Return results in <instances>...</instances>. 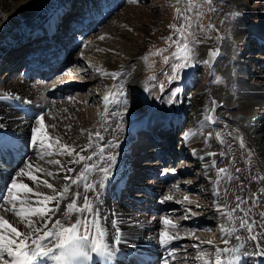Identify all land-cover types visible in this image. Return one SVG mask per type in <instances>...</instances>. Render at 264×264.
Instances as JSON below:
<instances>
[{"label": "rangeland", "instance_id": "1", "mask_svg": "<svg viewBox=\"0 0 264 264\" xmlns=\"http://www.w3.org/2000/svg\"><path fill=\"white\" fill-rule=\"evenodd\" d=\"M23 1L27 5L28 2L37 3L41 0ZM76 1L83 3L80 5L81 7H76L85 10L83 13L78 9L75 10V8H71ZM236 1L237 3H242L241 8L235 9L236 7L231 5L232 3L229 0H212L211 4H209L207 0H57V5L51 4V2L46 3L48 4L47 7L50 9L53 8L54 11H61V14L57 17L56 26H53L54 28L59 27L56 30L57 34L55 35L58 37L56 39H58L61 44L71 47L66 50V58L57 65L55 72H52L50 67L45 65L46 58L41 60V62H45L43 65H41L40 62L35 63L33 60L32 63L40 64L39 66L41 68L46 69L43 76L30 73L26 76L27 78H25L21 73L25 68H18V66L23 65L22 61L24 58L21 60L22 54L19 53L22 50L32 48L31 50L34 49L37 51L35 53L37 57H44L47 55L45 54V52L48 51L46 48H44L46 50L44 52L39 49L36 50V46H33L38 45L40 40L47 37L48 33L46 31L41 32L37 36V39H33V41L29 40L32 35L29 37L25 33H17L11 40L8 39V42L16 39L14 43L16 44L15 46L3 49L4 45L8 43L7 42L5 44L3 43L4 45L0 47V77L2 78L6 76L7 82H12L16 77L22 75V78L24 79L38 80L39 83L46 85V83L57 82V79L59 80L61 74H67L66 76L69 78L73 77L71 83H65L64 87H67L62 91L57 89V91L47 93L49 99L52 101V103H50L52 105L58 104L60 111L58 110L56 113L53 112L50 114V112L41 109V113L39 114H43L44 117H47L49 124L55 125L54 129L50 128L49 132H52L50 133V135L52 134L51 137L53 139L55 137H61V143H67L70 145V143H73L74 141H83L84 138L89 140V133L97 131L103 137V140H95L93 137L94 146L104 145L103 143L106 144L108 142L118 143V147L107 148L105 155H108L109 153L114 154L119 150V152L126 151L125 153L128 154L127 157L130 156L131 158L129 157L127 160V166L130 172L127 175L129 181L126 180L127 182L121 187V195L114 199L117 203L116 206L122 205L126 208H133L136 211L139 209V206L142 207L143 205H150L151 203L154 205L158 202L162 203L161 201L164 200V196L167 193L172 194L173 205L167 203V206L164 207L163 204H156L158 205V211L152 212L146 216L145 219L148 222L152 220L151 216L154 214L156 215L157 213V221L156 219L153 220L154 223L157 222V232L159 233L160 231L169 228L173 229L174 232L172 235H177L180 241L175 242V240H173L171 242L173 244L172 247L178 251L176 253H183L185 256L189 257L191 264H203L202 260L197 259L201 252L204 253V260H212L211 262L214 263L213 256H211L215 249L214 241L216 238L220 237V235H223V231L220 230H226L224 227L225 225L223 222L219 224L217 220L218 216H216L214 211H211V214H209L208 217H198L195 212H199V209H195L189 205V203H196V200L194 201L190 198L187 200L184 198L179 199L180 203H182V207L174 201L178 200V196L182 198L184 195H190L195 199L205 197V200L202 199L203 203L205 202L206 204H199V206H201V208L207 207V209H211L213 199L208 193V190L212 187L213 191L214 188H218L220 184L221 188H226L227 190L225 194V196L227 195L228 197V200L226 201L227 205L225 208L223 199H220L219 202L214 205H217L221 210H224L225 213L229 212L237 203L236 197L243 194V204L248 209V211L241 214H238L237 211H239V209H237L234 213V219H228L227 222L229 228L238 231L239 239L237 240V252L240 254V257L241 255H253L252 257L254 258L257 257L264 259V256L256 254L260 249H264V215H262L264 214V172L262 170L263 164L261 161V155L256 152V143L249 133V128L256 124L257 128L260 125V128L263 129L264 117H255L253 120H248L249 122L245 125L236 124L235 121L240 123L242 117L238 115L233 118L235 110L230 108L235 105L230 104L231 96L229 94V91L235 88V81L233 80L234 74H242L243 71V75L249 85H252L255 81V79H252V76H250V73H253L257 66V60L255 58L256 62H253V57L264 55V41L262 40V45L260 44V40L262 38L264 39V37L261 36L260 32H257L258 29L255 28L256 26L259 28L258 25L261 24H259L257 20L251 19V14H253V16L258 15L259 18H262L264 17V13L256 9V6L261 4L259 0ZM6 2L7 0H0V39L6 37L9 33L8 27H10L7 26L10 21V13L8 12V7H5ZM92 2L94 7H89ZM41 4H43V2ZM46 4L40 5L42 10L45 8ZM77 5H79V3H77ZM190 7L191 10L189 11L188 9ZM177 9L181 12L180 16L177 15ZM232 9L236 10V14L235 12L232 13ZM16 13L17 9L14 14ZM184 16L190 17V20L185 21ZM237 17H239L240 20L236 23ZM31 23L32 22L25 21V23H21L20 25L27 26ZM231 23L241 24L243 27L245 26L248 29H252V35L256 37V39L253 37L251 43L246 45L242 42L238 44L236 42H231L230 40L228 41V35L233 33L230 28ZM169 25H176L177 28L181 25H186L185 34L187 35L190 47L192 48L191 66L180 73V79H174L171 82H169V77L173 75L171 64L165 63L164 57H171L172 53L176 50V45L168 38L172 37V40H178L179 35L176 33L175 29L170 28ZM123 33L131 36L133 42L130 43V39L125 43L122 39ZM237 33L236 35L240 36V34ZM256 33H258V37L255 35ZM11 35L13 36L12 33ZM243 35L246 34L243 33ZM94 39H104L103 42L109 45V48L118 56L119 61H123L124 59L129 60L132 53L138 56L140 55L143 60V64L140 67L141 71L138 75L143 80V84L141 87H134V85L128 83L125 84L124 88H122L123 95H119V108L115 120H109V117H105L101 123L98 121L100 106L98 89L101 86L102 75L96 70H91V68L85 66L83 58L80 59L77 57L78 54L75 56V53L86 48V42L88 40ZM58 40H54L55 42L53 43H57ZM223 42L229 43L232 58L236 55L237 57H235L239 60V63L233 62L230 67H227L218 61L217 57L211 61L212 55H210V50L212 51L216 48L217 51H220V49L222 50L221 44ZM50 44H52V42H49L48 40L45 45L50 46ZM256 47H261L263 49L260 50V48L257 49ZM160 49H165V51L160 55H152ZM13 52L16 54L19 53L18 56L20 62L18 63H21L15 68L16 70L11 66L14 63V60L15 64L13 65H16L17 63L15 57L12 58L13 60L11 61L12 55H15ZM53 52L50 51V54L52 55ZM60 53H63V51ZM35 54L33 56H35ZM31 57L32 56L27 57L29 59L26 58V61L30 62ZM144 57H147V60H145ZM81 66L83 67L81 68ZM6 67L8 69L7 71L4 70ZM242 68H244L245 73L244 70H241ZM69 69L78 72L71 74ZM84 69L91 70L89 74L94 75L93 77H95V80L86 82V79H88L87 75L83 74L81 71ZM66 71H68V73ZM59 75L60 77L58 78L57 76ZM152 76H155L156 79H150ZM263 79H256V82H264ZM161 85H163V91H161ZM146 88L148 89L147 91L145 90ZM176 88L180 89L177 94L180 93L181 99L177 97V94L173 96V91ZM260 88L264 92V84H261ZM1 89L5 90L3 88ZM40 91L42 92L43 90ZM42 93L46 95V92L43 91ZM96 93L98 94L94 97L93 94ZM198 93L204 95L202 105L197 99L196 94ZM164 96H169V98L172 99L173 102L170 103V105H174L175 108L171 106L170 109H168L171 111V119H168L167 121L163 120L161 123H171L174 124V127L176 126L173 117L179 113L177 108L178 104L182 106L183 111L177 117H184V120L179 124L177 129L172 130L173 134H171V138L163 141L165 142L163 143V148L165 150L169 148L171 153L164 159L166 163L163 164L164 160H161L159 162L161 166L154 167L151 169L153 171H147V167L144 163H151L152 161L157 162V160L153 155H149L147 152L145 154V150L142 157H139V159L136 158L135 154L138 153V147L143 146L140 145L143 141L138 142L137 140L145 139L148 141L149 138L147 134L141 130V127L142 129L147 128V130L148 128H152L149 123L152 122V119L154 120L153 116L156 115L157 107L160 105ZM235 96L236 95H234L232 99H235ZM77 97H80L83 100H80ZM23 98L24 101L28 103H31L32 101L37 103H34V105L40 104V102L37 100L35 101V99L30 98L31 101H28L27 98ZM46 98L48 97L46 96ZM125 99L127 101V111L124 110L125 105L120 102ZM257 100H261V97L257 98ZM74 104L75 106L76 104L83 105L81 110L78 111L81 113L85 112V114L89 116L90 121L84 124L85 131L83 133H81V130L78 129V127L76 128V126H74V122L78 117L69 111V107H73ZM41 108L43 107L41 106ZM69 112L71 114H68ZM209 115L212 116V121L206 119V116ZM117 125H121L122 127L118 129ZM129 129H132L131 133ZM23 131L20 132V135L24 139L22 147L25 148V143H31V140L29 139L27 129ZM60 132L63 133L61 134ZM186 132L194 133V135H191L188 140L195 137L197 142H195L194 145L201 148L203 151L202 154L210 152L212 150L211 148L218 151L215 157V163L210 164L212 166L211 169L213 168L216 170V176L214 175L216 181L212 186L208 185V182L202 181L199 182L197 186L187 188L186 185L196 179L199 172L198 170L200 169V167H193V172L187 171L179 173V176L174 175L167 184V189L162 188L159 194L156 192L153 193V189L151 192L144 189L143 186L151 180L164 176L171 170L176 171L181 162L187 161L185 157L180 156V152L188 153L186 147H182L184 139H182L183 141L180 139V137L182 135L184 136ZM134 134H137L136 138ZM262 134L264 135V133ZM166 136L167 135H164L163 137ZM172 139L174 140L172 141ZM145 140L144 142L146 143ZM241 140L243 141V147L241 146ZM170 143L172 149L170 148ZM207 149L208 151H205ZM22 150L23 149L16 151L22 153ZM225 150H227L226 153ZM147 155L149 158H146ZM176 156L179 157V160L174 162ZM36 160V164L39 163L41 166L44 165L39 158ZM93 162H95V160H93ZM25 165L26 163L24 160L19 166L24 168ZM162 165H167V167L164 166V168L169 170L162 171ZM219 169H227L228 171L218 175L217 172ZM145 172H152L153 178L150 179ZM94 174L95 173L91 174L89 177L91 181L96 177V174ZM8 176V184L10 185L11 179L15 175L13 174L10 176L9 174ZM228 179H230L231 184L227 186ZM90 180L89 183H91ZM187 180H189V182H187ZM17 181L21 182L22 179L17 177ZM49 182L53 183L51 180H49ZM253 184L256 185L258 189H254ZM169 185L171 188H168ZM41 189L42 187L38 188L40 191L50 190ZM143 189L148 194H145ZM215 193L218 195L217 192ZM152 195H154L153 198ZM175 197L177 199H175ZM132 199L136 201L132 202ZM2 203L3 200H1L0 204ZM243 204L242 207L244 206ZM7 206L8 205H5V207ZM17 206L19 207V202H17ZM10 207L11 205L8 206V208ZM1 211L2 210H0V213ZM9 214L12 215L10 212ZM241 217H246L250 224L255 222L251 233L240 227ZM163 218L170 219L177 225V227L172 228L171 226H165L162 223ZM250 235H256L257 241L248 239ZM209 240H214L212 241V245L201 243ZM257 242H259L260 248L256 247ZM241 245L243 247H240ZM207 254L208 256L211 254L209 258ZM147 260L148 259L146 258L144 264H147ZM159 261L160 260H156V262L152 261L151 264H163L164 262L163 259L160 263ZM243 263L247 264L246 262H242L241 264Z\"/></svg>", "mask_w": 264, "mask_h": 264}, {"label": "bare ground", "instance_id": "2", "mask_svg": "<svg viewBox=\"0 0 264 264\" xmlns=\"http://www.w3.org/2000/svg\"><path fill=\"white\" fill-rule=\"evenodd\" d=\"M229 1L232 3V4L230 3L231 5L236 7L235 9H239L242 7V3H240L239 1H238L239 3H237L236 0H229ZM259 1L261 2V4L259 6H256V9H258L264 13V0H259ZM42 2H43V4H41ZM49 2H51V4L57 5V0H44V1L41 0L37 3L28 2L27 5L25 4V2L23 0H7L5 7H8V9H9L8 12L10 13L9 14L10 21L8 22L7 26H10V27H8L9 33L6 35V37H3L0 39V47L2 45H4L5 43H7L8 39L11 40L15 36V34H17V33H25L29 37H30V35H32L29 40L33 41V39L34 40L37 39V36L41 32L46 31L48 33L47 37L44 38L43 40H40V42L38 43L39 46L38 45H33V46H36L35 47L36 50L39 49L40 51L42 50L44 52L46 50H48L47 52H45V54H47L46 56H44V57L40 56L39 57L41 59L46 58V60H45L46 63L40 62V64L45 63V65L50 67L52 72H55L56 71L55 68L57 67V65L66 58L65 57L66 50H68L71 46L63 45V44H61V42H59L58 39H56L58 37L55 34H57L56 30L59 27L54 28L53 26H56V20H57L58 15L61 14V11H56V10L54 11L53 8L50 9L49 7H47L48 4H46V3H49ZM77 3H79V1H76L74 6L71 8L78 7L80 5V3H79V5H77ZM44 4H46V6L42 10L40 5H44ZM16 9H17V13L14 14ZM231 11L233 13L236 10L232 9ZM5 13H7V12H5ZM235 14H236V12H235ZM251 19L257 20L258 23L261 24V25H258L259 28H257V26L255 28L258 29L257 32H260L261 36L264 37V17L259 18L258 15L253 16V14H251ZM24 20L32 22V23L30 25H27V26L20 25L21 23H25ZM239 20H240L239 17H237L236 23ZM230 25H231L230 26L231 31L233 33L228 35V41L230 40L231 42H236L238 44L242 42L245 45L251 43V39H253V37H254L252 35V33H253L252 29H248L245 26L243 27L241 24L231 23ZM14 30H15V32H14ZM11 33L13 34V36L11 35ZM236 33L240 34V36H237ZM243 33H245L246 35H243ZM257 34L258 33H256L255 35H257ZM18 37H20V36H18ZM257 37H258V35H257ZM122 39L125 41V43L128 42L130 39H131L130 43L133 42L132 41L133 38L129 35H126L125 33H123ZM254 39H256V37H254ZM48 40H49V42H52V44H50V46L45 45ZM54 40L55 41L58 40L57 43H53V42H55ZM103 40H100V39L88 40L86 42L87 43L86 48L75 53V56H76V54H78V56H77L78 58H80V59L83 58L85 66H87L88 68H91V70H95L96 68H100L103 72H108V73H117L118 72L121 74L119 77L113 79L109 75H102L100 72H98L102 75L101 86L98 89L99 94L96 93V94H93V96L95 97L98 94V99H100V103H99L100 106H99V113H98V121L100 123L103 122L105 117H107V118L109 117L110 118L109 120H115V117L117 116V111L119 108V99H120L119 95L117 96L116 100L109 102L107 104L103 100V97L106 94H108L110 90H115V91L119 92V89L124 88L125 84H127V83L134 85V87L135 86L141 87V85L143 84V80L138 76L139 72L141 71L140 67L143 64V60L141 59V56L140 55L138 56V55H135L132 53V56L129 60L124 59L123 61H119L118 56L114 54V51H112L109 48V45L105 44L103 42ZM262 40L264 41V39L262 38L260 40L261 45H262ZM15 41H16V39L13 41H9L7 44L4 45L3 49L8 48L10 46L11 47L15 46L16 45V44H14ZM19 43H21V42H19ZM32 43H34V42H32ZM221 46H222V50L220 49L221 52L217 51V48L212 50V51L215 50L213 52V53H215V55L211 56V61H213L214 58L217 57L218 61H220L221 63H223L227 67H230V65H232L233 62L239 63V60L236 59V57H237L236 55H234V57L232 58L231 47H230L229 43L223 42L221 44ZM44 48H46V50ZM256 48L257 49L260 48V50L263 49L261 47H256ZM31 49L32 48H30V50ZM25 50H22L19 53L22 55H25V53H27V51L29 49H25ZM50 51H52V52L54 51L52 55L50 54ZM62 51H63V53H60ZM19 53L16 54L15 52H13V54H15V55H12V57H11V61L13 60L12 58H14V57L17 59L16 65H13V64H15V60H14V63L11 65V66H13V69L17 68L18 64H21V63H18V62H20V59L18 56ZM39 53H37V54H39ZM35 56L37 57L36 54H35ZM35 56L31 57L30 62L26 61V57L23 59L22 63H23V67L25 68L24 72H27L28 73L27 75H29L31 73V74L43 76V73H45L44 71L46 69H43L39 65H35L34 63H32L34 60L33 58H35ZM253 58H254L253 62H256V60H257V62H256L257 66L255 67L254 72L250 73L251 74L250 76H252V79H255V81L252 83V85H249V83L246 81L245 76L243 75V71H242V74L236 73L233 76L234 77L233 80L235 81V88L233 90L229 91V94L231 96L230 97V102H231L230 104L235 105L234 107L232 106V108H230V109L235 110L234 114H233V118H234V116L236 117L238 115L242 117L240 123L238 121L234 120L235 123L238 125H245L247 122H249L250 120H253V118H255V117H260V116L264 117V92L260 88L261 84L263 85L264 82H260V83L256 82L257 81L256 79H263L264 78V55L253 57ZM255 58H256V60H255ZM55 62H56V66H55ZM7 65L10 66L9 64H7ZM82 67L83 66H81V68ZM4 70L7 71L8 70L7 67H6V69L4 68ZM69 70H70L69 72H71V74L78 72V71H73L71 69H69ZM91 70H89V69L81 70L83 74L87 75L88 79H86V82L95 80L94 79L95 77H93L94 75L89 74V72ZM241 70H244V68H242ZM24 72H21V73L24 75L25 78H27L26 77L27 75H25ZM66 72L68 73V71H66ZM244 73H245V70H244ZM66 75L61 74V77H60V75L57 76L58 78L60 77L59 80L57 79V82L46 83V85L39 83L38 80L36 81V80L24 79V78H22V75L16 77L14 79V81H12V82H7L6 76L2 77V78L0 77V92H1L0 93V151H2V152H0V156H1V158H0V197H2L3 195L6 194L7 186H9V184H8L9 176L8 175L9 174H10V176L13 174L15 175L16 172L21 169V167L19 166L21 164V162H24V160H25V163L32 162L35 166V164H36L35 161H37L36 159L39 158L37 156V149L33 148L32 144L27 143L26 141H25L26 147L23 148L22 145L24 143H22V142H24V139L20 135V132L27 129L28 134H29V139L31 140V127L35 125V122H34L35 119L34 118H36L41 113V109H44V111L50 112V114L53 112L56 113L59 110L58 104L57 105L51 104L52 101H51V99H49V96L47 95V93L57 91V89H60L59 91H62L63 89H65L67 87V86L64 87L65 83L66 82L71 83V79L73 78V77L69 78ZM70 75H68V76H70ZM46 76H48V75H46ZM37 79H39V78H37ZM263 81H264V79H263ZM114 85L116 86L115 89H113ZM1 88L5 89V90H2ZM40 90H43L44 92H46V95L44 93H42L43 91L41 92ZM177 95H178L177 97L179 99H181L180 93ZM196 95H197V99H198L199 103L202 105L204 95L199 94V93ZM234 95H236L234 97L235 99H232ZM46 96L48 98H46ZM23 97L27 98L28 101H31V99H35V101L36 100L39 101L40 104L34 105L35 102H32V101H31V103H28V102L24 101ZM260 97H261V100H257V98H260ZM77 98H79L80 100H83L80 97H77ZM169 99H171V98H169V96H167V97L164 96L160 105L157 107L156 115L153 116L154 120L152 119V122L149 123L150 126L152 127L149 130L150 132H148L147 128H144L145 129L144 130L141 127V130L147 134V136L149 138L148 141H146L144 139L146 141V143H145L144 140H137L138 142L143 141V143L140 144L143 146L138 147V153L135 154V157L138 159H139V157H142L144 150H145V154L147 152V154L153 155L157 160V162L152 161L151 163H144L146 165L148 171H153L151 169H153L154 167L161 166V164L159 162L161 160H164L166 157H168V155L171 154L169 148L166 149L167 151L163 148V143H165V142H162L161 139L157 140L158 133L157 132L153 133V131L155 130L157 125L160 124L161 121H163V120L167 121L168 119H171V115H170L171 111H169L168 109H170L171 106H173L175 108V106L170 105V103L168 102ZM215 100H216V98H215ZM217 100H219V99H217ZM35 104H37V103H35ZM41 106L43 108H41ZM82 106L83 105H79V104H76V106H75V104H74L73 107H71V106L69 107L70 110L68 109L70 112H72L73 115L78 117V119L74 122V126H76V128L78 127V129H80V130L84 129L85 128L84 124H86L90 121L89 116L87 114H85V112L81 113L80 111H78V110H81ZM177 108L179 111V113H178V115H179L180 113H182L183 108L180 104H178ZM25 110H26V114H25ZM67 112H66V115H67ZM70 112L68 114H71ZM77 112H80V113H77ZM178 115L173 117L174 123H176L175 127H174V124H171V123L162 124V127L164 129L163 131L170 134L169 135L170 137H168L167 139L171 138V134H173L172 130L177 129L179 127V124L184 120V117H182V118L177 117ZM158 118H159V120H158ZM257 119H259V118H257ZM54 121H56V120H54ZM155 121H156V124L154 123ZM110 122H112V121H110ZM45 124L46 125L49 124L47 117H45ZM256 125L249 128V133L253 137V140L256 143V146H257L256 152L261 155V161L263 164L262 170L264 172V135L262 134V133H264V127H263V129H261L260 125L258 126V128L256 127ZM89 127H91V126H89ZM58 130H60V129H58ZM131 130L129 129L130 133L132 132ZM49 131H50V128L48 129V132ZM49 133H52V132H49ZM60 133L62 134L63 132H60ZM134 135L136 138L137 134H134ZM180 139L181 140L184 139V141L182 140L184 142V144H182V147H186V149L188 151V153L180 152V156L185 157L187 159V161L181 162L178 165L176 171L171 170L168 174L161 176V177H157L154 180H151L145 186H143L144 189H146L150 192L153 189V191H152L153 193L156 192L159 194L160 190L162 188H166L168 186L167 184L169 183L170 179L174 175H178L179 173H184L187 171L191 172L193 170V167H200V169L198 170L199 172L196 176V179L194 181H191L188 185L185 184L187 186V188L192 187V186H197L198 183L202 182V181L208 182V185L212 186V184L216 181V179L214 178L216 170L213 168H212L213 169L212 170L211 169L212 166L210 164L215 161V157H216V154L218 153V151L211 148L212 150L210 152H208V153L205 152V154H202L203 151L201 150V148L194 145L195 142H197V139L195 137L190 139V140H188V139L186 140L185 137L182 135L180 137ZM173 140L174 139H172V141ZM88 142H89V140H86L84 138L83 141L82 140L74 141L73 143H70V145L77 147V150H79L80 147L86 145ZM6 144H9L11 146H5L2 148V146L6 145ZM103 144H105V143H103ZM205 144H207V143H205ZM13 145H16L17 148L15 149L14 147H12ZM170 148L172 149L171 143H170ZM21 149H23L22 153H19L18 157H17V155L10 157V152L15 153L16 150H21ZM162 149H164V151L157 152L158 150H162ZM205 151H208V149ZM6 152L8 153L9 158H15V160H16L15 165L11 164V162L14 160L6 159L5 157L3 158V154ZM91 152H92L91 149H88L86 153H82V154L90 155ZM125 152H121V151L119 152V150H118L116 153L113 154V155H115V161H114L112 168H111V175L109 176V178L107 180H105L103 182L102 187L98 186L94 192L89 193V195L91 197H95L97 195L99 197V199L94 200V202L98 205L100 212H101V215L104 217V219L101 221V223L104 225V227L107 228V231H108V236L105 238L106 242H108L110 247L113 249V254L111 256H106V257L105 256H97L96 254L93 253L92 254L93 259L91 260L92 263L93 264H133V263L137 264L136 263L137 258L143 259L144 257L149 256V257H154L157 260L163 259L164 260L163 264H165L166 260L169 261V264H191L189 257L185 256L183 253L182 254L176 253L178 251L172 247V245H173L172 243H170L166 246H162L159 244V233L157 232L158 231V229H157L158 225H157V222L156 223L153 222V220H155V219L157 221V218H158L157 213H156V215L154 214L153 216H151L152 220L147 222L145 219V217L148 216L149 214H151L152 212L158 211V205H156V204H163V206L165 207V206H167V203H170V204L173 203L172 199L167 200L164 203L158 202L154 205L152 203L151 204L149 203L150 205H143L142 207L137 206L139 209H137L136 211L133 208H126V207H123L122 205L116 206L117 203L114 201V199L118 198L121 195V191H120L121 187L127 182L126 180H128L127 178H129V177H127V175L130 173L128 170V166H127V160L130 156L127 157L128 154ZM226 152H227V150H225V153ZM1 153H2V155H1ZM209 153H214L215 155H209ZM232 153H233V151H232ZM146 158H149L148 155ZM47 159H60L64 164H67L68 167H73L77 170H79L82 167L81 164H75V165L68 164V160L71 158L67 157V156L54 155L53 157H45V160L42 161L45 166L43 165L42 167L47 168L48 170H51L54 172L57 170V166L47 164L46 163ZM93 160H95V159L93 158ZM177 160H179V157L176 156L174 158V162ZM188 161H191V162H188ZM21 166H23V165H21ZM162 166H163L162 171L169 170V169L164 168L165 165H162ZM165 167H167V165ZM28 171H33V170L28 169ZM93 173L96 174V175L94 174L96 177L91 181L89 179V177ZM145 173L148 174L147 176L150 177V179L153 178L152 172H145ZM145 173H143V174H145ZM33 174L37 175L39 179L51 180L54 183V186L58 189L63 184V181L59 178L53 180L52 178H49L47 176H41L39 173L33 172ZM75 174L76 173H73V175H75ZM63 175H64V173L61 172L60 176H63ZM6 177H7V179H6ZM101 177H102V174L99 172L89 173L88 182L90 180L91 183H97L98 184V182L101 180ZM20 178L22 179V181L24 183H28L30 187H33L34 191L38 190L36 188L34 182L29 180L28 177H20ZM17 182L19 183L20 181H17ZM187 182H189V180H187ZM230 184H231V181H230V179H228L227 180V186ZM220 185L218 188H214L213 191H212V187L208 190V193L210 194V196L213 199V201H212L213 204H212L211 209H207V207L201 208V206H199V204H206L205 202L203 203V199L205 200V197H199V198L195 199L194 197H192L190 195H184L182 198H180L178 196L177 197L178 200H175L174 202L176 204H180L179 206L182 207V203H180L179 199H183V198L185 199V197H187V198H190L194 201L196 200V203H189V205L191 207H194L195 209H199V212H195V214L198 217H208V215L211 214V211H214L216 216H218L217 220H218L219 224L223 222L225 225L224 227L227 230L226 231L224 229H221L220 231H223V235H220V237L216 238L215 241L212 240V241H214L215 248L217 246L223 248L224 247L223 241L225 239L230 241V243L228 245L229 247H236L237 248L236 237H238V231L234 230L233 228L228 227V223H227L228 218L226 215L224 217V215L222 214V213H225L224 210H221L219 207H217V205H214L215 203L219 202L220 199L224 200L225 208L227 205L226 201L228 200V197H227V195L225 196L227 190H226V188L225 189L221 188ZM253 186H254V189H258L256 185L253 184ZM168 188H171L170 185ZM42 189H46V188L42 187ZM144 189H143L144 193L148 194ZM73 190L74 191H81V192L83 191L82 188H76L75 186H74ZM228 190H229V187H228ZM48 191L44 190L42 192H45L46 194H51L50 190H48ZM215 192H217L218 195H216ZM21 196L23 197V193H21ZM168 196L173 197L172 194L167 193L164 196V198L168 197ZM29 197H30V199H33V200L36 199V197L32 196L31 194H29ZM153 197H154V195H152V198ZM239 197L244 199L243 194H241ZM177 198L175 197V199H177ZM1 200L2 199H0V202H1ZM134 201H136V200L132 199V202H134ZM242 204L243 203H241V205H240L239 211H237L238 214L239 213L241 214V213L248 211L247 207L244 204L243 205L245 207L244 206L242 207ZM62 207H63V205H62ZM137 207H134V208H137ZM151 207H152V209H151ZM153 207H154V209H153ZM201 209H204V210H201ZM0 214H4L5 218L9 219L10 221L14 219L13 215H11L9 213H3L1 211ZM58 217H59V213L57 214V217H54L53 219L58 218ZM113 220L117 221V227L119 228V235H120V241H121L119 244H116L115 240H114V237L116 235V231L112 226ZM231 230H234V231H231ZM167 231L170 234H172L174 232L173 229H171V228L167 229ZM178 241H180L179 238L175 239V242H178ZM173 253L175 254L174 259L170 256V254H173ZM212 254L213 255L210 254L211 256H213V260H214V263L213 262L212 263L215 264V255H214L215 249H214V253H212ZM229 255L230 256L235 255V256L239 257V259L236 261V264H241L242 262H246L247 264H264V259L257 258V257L254 258V257H252L253 255L252 256H242L241 255V257H240V254L238 252H236L234 254L230 253ZM207 256H208V254H207ZM209 256H208V258H209ZM161 260L159 261V263L161 262ZM48 264H51V262H48ZM243 264H245V263H243Z\"/></svg>", "mask_w": 264, "mask_h": 264}, {"label": "snow or ice", "instance_id": "3", "mask_svg": "<svg viewBox=\"0 0 264 264\" xmlns=\"http://www.w3.org/2000/svg\"><path fill=\"white\" fill-rule=\"evenodd\" d=\"M207 2L211 4L212 0H207ZM188 10L190 11L191 7ZM177 15H181L179 9H177ZM184 19L189 21L190 17L184 16ZM169 27L175 29L179 35L178 40H172V37L168 38L176 45V50L171 57H164V62L171 64L173 72V75L169 77V82H171L174 79H180V73L191 66L192 48L185 34L186 25H181L179 28L176 25H169ZM164 51L165 49H160L152 55H160ZM210 55H215V53L210 50ZM144 59L147 60V57H144ZM95 70L102 75H109L113 79L121 75L118 72H103L100 68ZM150 79L154 80L156 77L152 76ZM115 88L114 85L113 89ZM161 91H163V85H161ZM179 91L180 89L176 88L173 91V96ZM118 95H123L122 88L119 89V92L110 90L103 97V100L107 104L116 100ZM120 102L125 105L124 110L127 111L126 99ZM168 102L172 103L173 101L169 99ZM34 119L35 125L31 127V144L33 148L37 149L39 160L43 161L45 157H53L54 155L67 156L71 158L68 160V164H81L82 167L77 170L68 167L60 159H47V164L57 166L55 172L42 167L39 163L34 166L32 162L26 163L24 168L16 172L11 179V184L7 186L6 194L0 197L3 200V203L0 204V210L3 213L10 212L14 217L10 221L5 218L4 214H0V264H48V262H51V264H85V262L93 259V253L97 256H111L113 249L105 239L108 236V231L101 223L104 217L101 215L98 205L94 202L99 197L98 195L91 197L89 193L94 192L98 186L102 187L103 182L111 175L115 155L111 153L105 155V151L107 148L118 147V143L108 142L104 145L94 146L93 137H95V140H103V137L99 132H90L89 142L77 150L75 146L61 143V137H55L54 139L51 137L47 129H54L55 125H46L43 114ZM206 119L212 121L213 118L209 115L206 116ZM121 127V125H117L118 129ZM84 131V129H81V133ZM191 135H194V133L186 132L184 137L187 140ZM241 146L243 147L242 140ZM88 149H92L90 155L82 154L86 153ZM209 155L215 154L209 153ZM93 158H95V162H92ZM28 169L33 171H28ZM227 171V169H219L218 175ZM33 172L53 180L59 178L63 181V184L58 189L48 179H39ZM61 172L64 173L63 176H60ZM92 172L102 174L98 184L88 182V175ZM73 173L76 174L73 175ZM17 177H28L29 180L34 182L37 189L42 186L50 189L51 194L39 190L34 191V188L30 187L28 183L22 181L18 183ZM74 186L82 188L83 191H74ZM21 193H23V197ZM29 194L36 197V199H30ZM171 199L172 197L168 196L161 202ZM187 199L185 197V200ZM236 200L237 203L231 211L222 213L229 220L234 219V213L237 209H240V205L243 203L242 198L239 196L236 197ZM17 202H19V207ZM5 205H11V207L8 208ZM58 213L59 217L53 219L57 217ZM162 223L172 228L177 227L168 218H163ZM254 223L250 224L246 217L240 218V227L246 229L249 233L253 231ZM112 226L116 231L115 243L119 244L121 241L117 221L113 220ZM177 238V235L170 234L167 229L159 232V244L162 246L170 244ZM236 239L238 240L239 237H236ZM248 239L257 241V236L250 235ZM201 243L213 244L211 240ZM229 243L230 241L225 239L223 248L219 246L215 248V264H236L239 257L230 256L229 254L236 253L238 249L229 247ZM256 247L260 248L259 242H257ZM256 254L264 256V249H260ZM170 256L174 259L175 254H170ZM197 259L202 260L203 264H212L211 260H204L203 252L200 253ZM165 264H169V261L166 260Z\"/></svg>", "mask_w": 264, "mask_h": 264}]
</instances>
